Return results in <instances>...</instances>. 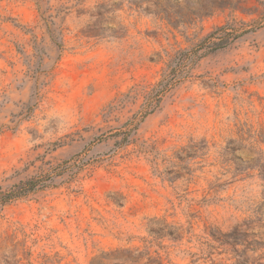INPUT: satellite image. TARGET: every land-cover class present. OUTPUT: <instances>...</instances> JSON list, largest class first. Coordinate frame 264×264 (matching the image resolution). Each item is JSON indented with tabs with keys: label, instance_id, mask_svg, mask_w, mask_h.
Here are the masks:
<instances>
[{
	"label": "rangeland",
	"instance_id": "1",
	"mask_svg": "<svg viewBox=\"0 0 264 264\" xmlns=\"http://www.w3.org/2000/svg\"><path fill=\"white\" fill-rule=\"evenodd\" d=\"M211 3L0 0V185L57 173L0 207V264H264V0ZM227 24L120 147L142 100L111 106Z\"/></svg>",
	"mask_w": 264,
	"mask_h": 264
},
{
	"label": "trees",
	"instance_id": "2",
	"mask_svg": "<svg viewBox=\"0 0 264 264\" xmlns=\"http://www.w3.org/2000/svg\"><path fill=\"white\" fill-rule=\"evenodd\" d=\"M239 3L241 2L238 1V4ZM211 4L212 5H210V7L205 6V9H203L208 12L206 15H210L211 8H224L227 4V0H212ZM241 10H243V12L246 11L244 9ZM246 12H248V10ZM236 32V30L231 29L230 24L216 28L212 33L200 40L199 44L192 50L179 51L163 71L160 81L153 87L147 88L143 86H136L131 90V92H129V94L124 95L121 99L117 100L115 103L118 104L111 106L112 109L123 105L125 103L124 99H132L135 101L138 99L142 100L141 119L135 125H132V123L129 124L128 131L123 133V137L117 142V144L120 147H125L129 144L131 136L136 133L140 123H142L146 117L154 114L159 109L166 95L186 78L188 73V69L186 67L187 65H193L202 57L227 49L235 40L247 33V31L240 34H237ZM56 174L57 173L53 172V170L49 168L47 172H44L41 175L20 180L18 183L13 184L10 187L4 188L0 185V207L15 201L26 199L30 195H34L54 187V180L57 176ZM149 263L160 264L155 261H150Z\"/></svg>",
	"mask_w": 264,
	"mask_h": 264
}]
</instances>
